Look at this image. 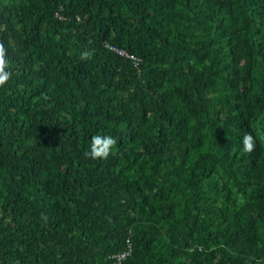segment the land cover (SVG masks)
I'll return each mask as SVG.
<instances>
[{
	"label": "trees",
	"instance_id": "trees-1",
	"mask_svg": "<svg viewBox=\"0 0 264 264\" xmlns=\"http://www.w3.org/2000/svg\"><path fill=\"white\" fill-rule=\"evenodd\" d=\"M0 41V264H264V0H0Z\"/></svg>",
	"mask_w": 264,
	"mask_h": 264
},
{
	"label": "clouds",
	"instance_id": "clouds-1",
	"mask_svg": "<svg viewBox=\"0 0 264 264\" xmlns=\"http://www.w3.org/2000/svg\"><path fill=\"white\" fill-rule=\"evenodd\" d=\"M116 50L123 51L126 55L120 56L116 51H114L118 56L124 57L134 63V67L138 68L140 60L134 56L129 55L122 49H118L113 47ZM91 53L88 51L81 52L80 59H90ZM12 71L10 66V61L8 59V48L5 47V44L0 41V88H3L8 84L10 79L12 78ZM228 130H233L232 127H229ZM117 140L110 135H93L90 140L89 150L85 153L86 157L92 160H106L112 152L113 147L116 145ZM243 151L246 153H251L255 148V138L250 133H245L242 139ZM126 253V256L123 259H119L118 257ZM131 253V245L129 243L126 244L124 249L117 254L111 256V264H123L126 258L129 257ZM119 260V261H118Z\"/></svg>",
	"mask_w": 264,
	"mask_h": 264
},
{
	"label": "built area",
	"instance_id": "built-area-1",
	"mask_svg": "<svg viewBox=\"0 0 264 264\" xmlns=\"http://www.w3.org/2000/svg\"><path fill=\"white\" fill-rule=\"evenodd\" d=\"M111 50H113V51H116L120 56H125L126 54L123 52V51H121V50H116V49H114L113 47H109ZM126 256V253H123V254H121L118 258L119 259H123L124 257ZM119 261V260H118ZM116 264H119V262H117Z\"/></svg>",
	"mask_w": 264,
	"mask_h": 264
}]
</instances>
